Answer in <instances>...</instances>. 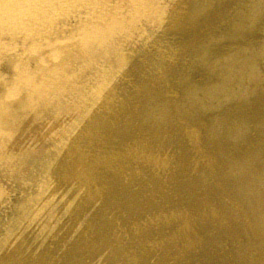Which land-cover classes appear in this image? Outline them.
Masks as SVG:
<instances>
[{"label":"rangeland","instance_id":"1","mask_svg":"<svg viewBox=\"0 0 264 264\" xmlns=\"http://www.w3.org/2000/svg\"><path fill=\"white\" fill-rule=\"evenodd\" d=\"M179 17L166 30L150 28L154 41L146 49L133 45L117 97L96 111L112 128L129 125V118L134 123L131 134L114 138L113 149L132 145L166 153L171 165L164 191L154 172L124 191L134 166L122 175L114 169L113 177L122 180L113 195L85 203L102 230L101 243L86 242L71 264H264V0H184ZM159 49L174 52L168 59ZM172 110L175 122L168 124ZM187 123L199 130L201 154L186 134ZM58 157L48 150L42 158L47 166L34 182L14 185L0 213V236L39 226L46 177L59 165L46 162ZM107 170L98 168L99 175L109 176ZM39 182V189L32 185ZM160 213L169 216L150 220ZM72 229H79L77 221ZM39 235L48 250L57 247L59 259L71 246L67 238ZM41 250L32 249L29 259L42 257ZM128 251L137 256L128 259Z\"/></svg>","mask_w":264,"mask_h":264},{"label":"bare ground","instance_id":"2","mask_svg":"<svg viewBox=\"0 0 264 264\" xmlns=\"http://www.w3.org/2000/svg\"><path fill=\"white\" fill-rule=\"evenodd\" d=\"M183 3L0 0V213L15 184L29 185L46 168L43 154L51 150L59 156L46 162L59 165L46 177L49 188L38 213L39 226H30L20 235L13 229L0 236V264H71L74 255L85 252L86 242L97 240L100 244L104 235L85 203L96 205L106 195H113V187L122 180L113 177L114 169L122 175L134 166V176L123 183L127 187H120L124 191L153 172L158 191H164L171 165L166 153L132 145L113 149L114 138L131 134L134 123L129 118V125L118 128L113 124L112 128L109 122L96 118V111L107 108L117 97L133 58V45L146 49L154 41V31L166 30L169 23L183 18L179 17ZM150 28L155 29L149 33ZM161 50L166 49L158 52L168 59L174 52ZM129 106L136 109L132 103ZM172 115L173 110L166 116L168 124L175 122ZM186 125L198 154L203 153L205 146L196 124ZM105 167H110L109 176H100L98 168ZM4 179L10 182L5 184ZM32 185L42 187L41 182ZM56 186L63 190L54 193ZM46 208L55 211L45 214ZM60 208L64 210L61 213ZM168 216L160 213L150 220ZM56 217L63 223L57 224ZM76 221L79 229L75 231ZM182 223L189 228L191 220L184 217ZM40 232L48 239L67 238L71 246L59 259L54 255L57 247L48 250L46 242L38 240ZM131 233V229L122 230V234ZM35 247L45 252L29 259ZM127 253L128 259L137 256Z\"/></svg>","mask_w":264,"mask_h":264}]
</instances>
